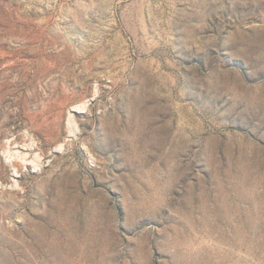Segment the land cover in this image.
<instances>
[{
  "label": "rangeland",
  "instance_id": "1",
  "mask_svg": "<svg viewBox=\"0 0 264 264\" xmlns=\"http://www.w3.org/2000/svg\"><path fill=\"white\" fill-rule=\"evenodd\" d=\"M0 264H264V0H0Z\"/></svg>",
  "mask_w": 264,
  "mask_h": 264
}]
</instances>
